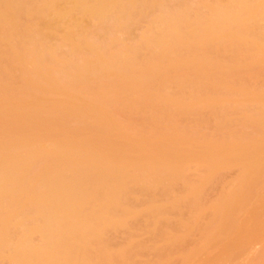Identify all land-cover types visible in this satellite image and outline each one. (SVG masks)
<instances>
[{
	"label": "bare ground",
	"instance_id": "obj_1",
	"mask_svg": "<svg viewBox=\"0 0 264 264\" xmlns=\"http://www.w3.org/2000/svg\"><path fill=\"white\" fill-rule=\"evenodd\" d=\"M262 188L264 0H0V264H264Z\"/></svg>",
	"mask_w": 264,
	"mask_h": 264
},
{
	"label": "rangeland",
	"instance_id": "obj_2",
	"mask_svg": "<svg viewBox=\"0 0 264 264\" xmlns=\"http://www.w3.org/2000/svg\"><path fill=\"white\" fill-rule=\"evenodd\" d=\"M227 174H228V176H227V178H228V180L230 179V178H232L234 175H235V172L233 171V170H229L228 172H227ZM263 191H264V188H262V189H259L256 193L258 194V195H261L262 193H263ZM216 193V191L214 190V191H212V195L213 194H215ZM259 225V224H258ZM264 220L260 223V228H258V230H257V227L258 226H252V229L250 228V229H247V228H244V229H242V230H240V232L238 233V236L240 237V239H242V238H244V240H246L248 243H252V242H255L256 240H257V237L259 236V235H263V234H261V233H258L259 231L260 232H264L263 230H264ZM252 230L254 231V232H252ZM252 232V233H251ZM258 233V234H257ZM196 234H197V232H196ZM254 234V235H253ZM244 235V236H243ZM245 235H246V237H245ZM250 235H251V237H250ZM243 239H242V241H243V243L245 242ZM252 240H254V241H252ZM250 241V242H249ZM246 243V242H245ZM247 244V243H246ZM245 244V245H246ZM218 251H219V249L218 248H213L212 249V251H209L208 253V260L210 261V259H214L215 258V256H217V254H218ZM260 252H261V249L259 250ZM255 252V254L257 255L258 253H256V250L254 251ZM257 252H258V250H257ZM254 254V253H253ZM252 254V255H253ZM258 257V256H257ZM253 258H256L255 257V255L253 256ZM213 261V260H212ZM212 261H210L211 263H212Z\"/></svg>",
	"mask_w": 264,
	"mask_h": 264
}]
</instances>
